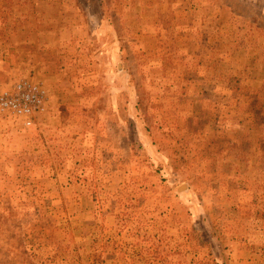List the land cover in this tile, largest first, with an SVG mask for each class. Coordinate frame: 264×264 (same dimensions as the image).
Wrapping results in <instances>:
<instances>
[{"label": "rangeland", "instance_id": "1", "mask_svg": "<svg viewBox=\"0 0 264 264\" xmlns=\"http://www.w3.org/2000/svg\"><path fill=\"white\" fill-rule=\"evenodd\" d=\"M23 85L0 264H264V0H0Z\"/></svg>", "mask_w": 264, "mask_h": 264}, {"label": "built area", "instance_id": "2", "mask_svg": "<svg viewBox=\"0 0 264 264\" xmlns=\"http://www.w3.org/2000/svg\"><path fill=\"white\" fill-rule=\"evenodd\" d=\"M40 95L41 94H39L36 88L23 85L19 88V96L25 100V102L21 103L18 100L1 99L0 108L3 110H10L18 116L29 114L32 108H44V100L38 98Z\"/></svg>", "mask_w": 264, "mask_h": 264}]
</instances>
